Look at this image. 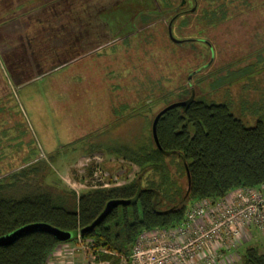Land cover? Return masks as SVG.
Wrapping results in <instances>:
<instances>
[{
  "label": "trees",
  "instance_id": "obj_1",
  "mask_svg": "<svg viewBox=\"0 0 264 264\" xmlns=\"http://www.w3.org/2000/svg\"><path fill=\"white\" fill-rule=\"evenodd\" d=\"M263 5L264 0H0V22L7 17L3 21L5 32L10 24L23 27L22 35L18 34L19 38L23 36V46H16L23 54L19 59L26 61L31 56L34 75L29 65L15 61L17 55L12 51L2 53L10 74L18 70L19 76L13 77L16 75L23 84L44 78L55 66L76 62L82 55L88 58L94 53L92 46L84 52L90 43H110L118 38L124 50L138 54L132 58L133 66L138 68L146 67L152 50L160 52L156 37L163 41L159 45L169 60L176 58L175 48L186 41L193 50L201 45L203 50L196 52V57L203 60L210 56L208 51L218 48L211 40L215 32L220 33L236 18L254 15ZM23 22L26 26L21 27ZM168 29L178 43L170 40ZM156 88L152 82L146 96L138 100L145 103L167 96L161 93L156 98ZM192 94L188 91L180 95L181 101L190 100L186 107L169 109L158 118V146L150 121L149 131L143 129L130 138H119L89 151L136 166L138 173L123 185L77 196L60 188L55 192L42 190L38 181L33 190H22V195L17 194V188L10 190L16 182L0 184V237L35 223L73 236L59 243L48 234L27 235L11 246L0 247V264H48L58 247L75 242L77 236L89 242L97 264H118L120 256L130 264L128 257L142 231L177 226L196 201H215L237 189L256 190L264 199V116L253 127H246L228 105L208 103ZM93 169L94 163H88V175L84 177H90ZM69 197L74 199L70 209ZM133 199V204L113 209L93 231L81 232L100 215L107 202ZM242 264H264V254L250 246L244 251Z\"/></svg>",
  "mask_w": 264,
  "mask_h": 264
},
{
  "label": "rangeland",
  "instance_id": "obj_2",
  "mask_svg": "<svg viewBox=\"0 0 264 264\" xmlns=\"http://www.w3.org/2000/svg\"><path fill=\"white\" fill-rule=\"evenodd\" d=\"M6 19L3 17L0 22V184L16 182L17 186L10 190L17 188L19 195L22 190H33L35 181L42 190L52 192L59 188L75 194L96 190L87 189L84 179L88 175L86 165L96 161L94 158L105 167L109 187L131 181L138 173L136 166L89 151L119 138H130L143 129L149 131L148 124L156 114L181 101L180 95L188 91L208 103L228 105L246 127H253L264 116V5L254 15L236 18L220 33L215 32V39H210L218 48L208 51L210 56L203 60L196 57L201 45L193 50L188 47L189 41L175 48L177 60H169L166 50L159 45L161 39L156 37L160 52L152 50L146 67L138 68L132 62L138 54L124 50L119 38L110 43L86 42L90 45L84 52L90 46L94 51L88 58L85 54L76 62L55 66L44 78L26 84L16 78L17 68L15 78L10 74L2 53L12 51L17 55L15 61L31 68V56L26 61L19 59L23 54L16 46H23V36L19 38L18 34L22 35V26L26 25L23 22L20 29L10 24L5 32ZM52 44L56 45L54 40ZM152 82L157 86L156 98L161 93L167 96L145 103L138 100L146 96ZM67 202V207L72 208L74 199L69 197ZM63 245L48 264H97L86 243L79 250L75 242ZM250 246L264 254V234L251 228L231 264H242L244 251ZM118 264L128 261L120 256Z\"/></svg>",
  "mask_w": 264,
  "mask_h": 264
},
{
  "label": "built area",
  "instance_id": "obj_3",
  "mask_svg": "<svg viewBox=\"0 0 264 264\" xmlns=\"http://www.w3.org/2000/svg\"><path fill=\"white\" fill-rule=\"evenodd\" d=\"M94 159L85 186L109 187L100 162ZM251 228L264 234V199L256 190L237 189L215 201L192 203L175 227L142 231L128 258L130 264H231ZM75 243L79 250L89 242L77 236Z\"/></svg>",
  "mask_w": 264,
  "mask_h": 264
},
{
  "label": "water",
  "instance_id": "obj_4",
  "mask_svg": "<svg viewBox=\"0 0 264 264\" xmlns=\"http://www.w3.org/2000/svg\"><path fill=\"white\" fill-rule=\"evenodd\" d=\"M169 32V38L172 42L178 43L179 41L174 39L171 35L170 29H168ZM190 100H185V101H179L176 103H172L166 108L162 109L160 112L156 114L152 121V126H151V132L153 136V140L155 144H157V139H156V134H155V127L158 118L167 110L179 107L183 108L186 107L189 104ZM136 199L133 200H127V201H121V200H112L106 203L103 211L100 213V215L87 227H85L81 232L83 234L89 233L93 231L97 226H99L103 220L110 214V212L120 206H129L135 202ZM34 233H41V234H48L52 237H54L59 243H65L69 240L72 239V234L62 232L56 228H53L47 224H42V223H35V224H30L26 225L23 227H20L4 236L0 237V247H8L14 244L18 239L25 237L30 234Z\"/></svg>",
  "mask_w": 264,
  "mask_h": 264
},
{
  "label": "crops",
  "instance_id": "obj_5",
  "mask_svg": "<svg viewBox=\"0 0 264 264\" xmlns=\"http://www.w3.org/2000/svg\"><path fill=\"white\" fill-rule=\"evenodd\" d=\"M103 169L105 170V167L102 165Z\"/></svg>",
  "mask_w": 264,
  "mask_h": 264
}]
</instances>
